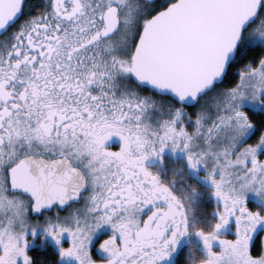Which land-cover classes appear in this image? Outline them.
I'll return each instance as SVG.
<instances>
[{
  "label": "snow or ice",
  "instance_id": "1",
  "mask_svg": "<svg viewBox=\"0 0 264 264\" xmlns=\"http://www.w3.org/2000/svg\"><path fill=\"white\" fill-rule=\"evenodd\" d=\"M25 9L0 0V264H37L38 230L59 264H170L191 235L189 264H264V0Z\"/></svg>",
  "mask_w": 264,
  "mask_h": 264
},
{
  "label": "rangeland",
  "instance_id": "2",
  "mask_svg": "<svg viewBox=\"0 0 264 264\" xmlns=\"http://www.w3.org/2000/svg\"><path fill=\"white\" fill-rule=\"evenodd\" d=\"M41 2H43V1H41ZM255 111H258V110H255ZM165 160L167 162L165 167L169 171H171V169L174 167V165H176L178 163H182L184 161V157L179 152H176L175 154H173L171 152V150H166V152H165ZM185 170L187 172V180L189 182L195 181L197 184L200 185L201 188H206V183L197 175L196 171H194V170H192L190 168H187L186 164H185ZM182 182L183 181H180V180L177 181L178 184L182 183ZM199 198L204 202L203 211L207 212L210 215L211 214V209L215 206L214 202L212 200V197L205 196V194L203 192H201V193H199ZM248 198H249L250 204L255 205V204L259 203L258 197L255 194H253V193H249V197ZM34 219H35V217H34ZM41 219H42V217H41ZM104 231H107V228H105ZM65 239H67L66 236H65ZM189 240L192 241V244L195 245L197 249L199 248L200 242H199L198 238L195 235L186 236V237L182 238L180 243H179V245L177 246V249L175 250V252L172 255L170 263L173 261V257L176 254V252L180 249V255H181V259H182V261H181L182 264H189V260H188V257L190 255V245L188 243ZM39 241H40V233H39V230H38L37 236L34 238L33 243L45 244L46 241H48L51 244L54 243L53 241H51L48 238H45L42 242H39ZM33 243H32V245H33Z\"/></svg>",
  "mask_w": 264,
  "mask_h": 264
},
{
  "label": "trees",
  "instance_id": "3",
  "mask_svg": "<svg viewBox=\"0 0 264 264\" xmlns=\"http://www.w3.org/2000/svg\"><path fill=\"white\" fill-rule=\"evenodd\" d=\"M26 9L24 16L34 13L36 8L41 7L40 0H26ZM22 16V18H24ZM253 117L259 119L260 117H264V111H255L253 110ZM32 252L37 264H59V257L56 253L54 247L50 244H47L45 248H32L30 250ZM182 259L178 260L177 264H181Z\"/></svg>",
  "mask_w": 264,
  "mask_h": 264
},
{
  "label": "flooded vegetation",
  "instance_id": "4",
  "mask_svg": "<svg viewBox=\"0 0 264 264\" xmlns=\"http://www.w3.org/2000/svg\"><path fill=\"white\" fill-rule=\"evenodd\" d=\"M41 1H43L44 2V0H41ZM40 1V4H41V6L43 5L42 3L43 2H41ZM24 18H20V20H23ZM20 21L18 20L17 21V23H19ZM116 137H113V139H112V143H113V147H118V138H116ZM163 170V169H162ZM106 232V231H105ZM47 244H50V245H52L53 247H54V249L56 250V246H55V244L53 243V244H51V243H49L48 241H46L45 242V244H37V243H33V245L30 247V249L29 250H31L32 248H34V247H36V248H45L46 247V245ZM181 258V255H180V249L176 252V254L174 255V257H173V261L170 263V264H177L178 263V260ZM60 264H69V262L68 261H62V262H60ZM181 264H182V262H181Z\"/></svg>",
  "mask_w": 264,
  "mask_h": 264
},
{
  "label": "water",
  "instance_id": "5",
  "mask_svg": "<svg viewBox=\"0 0 264 264\" xmlns=\"http://www.w3.org/2000/svg\"><path fill=\"white\" fill-rule=\"evenodd\" d=\"M25 3H26V0H25ZM21 17H22V16H21ZM21 17H20V18H21Z\"/></svg>",
  "mask_w": 264,
  "mask_h": 264
}]
</instances>
